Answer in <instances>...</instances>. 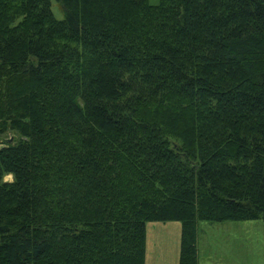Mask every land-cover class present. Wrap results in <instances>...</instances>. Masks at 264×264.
Masks as SVG:
<instances>
[{"label": "trees", "instance_id": "trees-1", "mask_svg": "<svg viewBox=\"0 0 264 264\" xmlns=\"http://www.w3.org/2000/svg\"><path fill=\"white\" fill-rule=\"evenodd\" d=\"M54 1L0 0V264H145L168 222L199 264V223L264 221V0Z\"/></svg>", "mask_w": 264, "mask_h": 264}, {"label": "rangeland", "instance_id": "rangeland-1", "mask_svg": "<svg viewBox=\"0 0 264 264\" xmlns=\"http://www.w3.org/2000/svg\"><path fill=\"white\" fill-rule=\"evenodd\" d=\"M157 3L158 0H151ZM52 9L58 19L65 17L62 7L53 0ZM14 134L3 136L0 142ZM1 145V144H0ZM11 180V177L8 178ZM13 180V179H12ZM200 264H264V221L199 223Z\"/></svg>", "mask_w": 264, "mask_h": 264}, {"label": "crops", "instance_id": "crops-1", "mask_svg": "<svg viewBox=\"0 0 264 264\" xmlns=\"http://www.w3.org/2000/svg\"><path fill=\"white\" fill-rule=\"evenodd\" d=\"M181 232L179 222L147 224L145 264H179Z\"/></svg>", "mask_w": 264, "mask_h": 264}]
</instances>
